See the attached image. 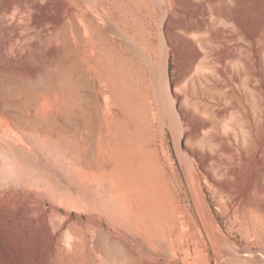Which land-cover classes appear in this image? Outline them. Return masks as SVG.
<instances>
[{
  "label": "rangeland",
  "instance_id": "obj_1",
  "mask_svg": "<svg viewBox=\"0 0 264 264\" xmlns=\"http://www.w3.org/2000/svg\"><path fill=\"white\" fill-rule=\"evenodd\" d=\"M10 1L0 0V78L5 81L0 79V143L11 148L10 139L24 146L19 149L27 154L13 146L10 152L30 154L31 159L0 155V264H53L51 246L59 251L61 264L69 259L127 264L121 259L122 244L136 253L137 264H264V0L196 5L202 9V25L188 39L177 28L183 19L177 7L190 5L185 0H162L163 5L160 0H36L22 10ZM90 7H99L112 28L93 17ZM165 9L171 18L162 30ZM74 13L85 14L86 25L92 21L97 43L88 47L92 56L83 58L74 51ZM187 40L196 42L199 55ZM48 49L54 52L48 54ZM41 63L56 88L45 93L33 88V101L24 93L17 95L8 76L34 78L37 68H44ZM88 64L92 69L87 80ZM53 66L59 67L56 73ZM63 71L75 85L59 87L56 75ZM107 81L133 119L128 120L120 106L105 102L108 93L100 82ZM160 85L168 89L170 106L177 91L184 106L196 107L217 137L232 143L238 174L226 180L232 198L195 170L201 183L193 181V193L204 225L180 170L183 164L190 171L183 161L180 126L174 120L173 135L162 126L160 90L155 92ZM75 88L97 99L108 114L92 113L89 130L83 129L91 144V166L84 170L99 177V184L76 171ZM85 104L88 110L90 104ZM18 118L28 119L18 125Z\"/></svg>",
  "mask_w": 264,
  "mask_h": 264
},
{
  "label": "bare ground",
  "instance_id": "obj_2",
  "mask_svg": "<svg viewBox=\"0 0 264 264\" xmlns=\"http://www.w3.org/2000/svg\"><path fill=\"white\" fill-rule=\"evenodd\" d=\"M11 1H16L18 3V8L20 10H22L25 5L28 3V2H31V4H33L36 0H11ZM10 1V3H11ZM81 1V0H79ZM176 1V0H175ZM186 2H188L190 5L185 8V10L183 9H178L177 7V10L178 13H180L182 16H183V19L180 21L179 23V26L177 28H179L181 31H182V34L185 36V39H188V34H191L194 30H196L197 28H199L201 25H202V21L200 19V15H201V12H202V9H200V6L199 8L196 7V5H200L202 4L203 2L207 1V2H212V1H215V0H185ZM231 2L233 0H230ZM15 2V3H16ZM161 4L163 5L164 4V1L160 0ZM177 4V2H176ZM38 5V4H37ZM34 7V6H33ZM32 8V7H31ZM161 8V7H160ZM89 11L92 13V16L95 17V18H98L102 25L104 26H107L108 29H110V25H112L111 21L108 19V17L106 16L105 13L102 12V10L97 7V9L95 8H88ZM264 11V10H263ZM259 12V11H257ZM243 13V12H242ZM61 14V13H60ZM85 14H82V13H74L72 14V17H73V20H74V23L76 22L77 24L75 25V36H76V39L74 40L73 39V44H74V51L76 54H79V55H83L82 57L85 58L84 56H92V52L91 54L89 53L88 51V47L90 48H93L95 46V43L93 41L94 39V36H93V25H92V21L89 22V25H86L84 22H86V20L83 18ZM171 14H167V11L166 9L164 10V16L162 17V30H163V23L166 24L168 21H170V16ZM59 16V15H58ZM71 16V15H70ZM65 17V16H64ZM250 18V16H248ZM247 18V16H246ZM248 18V19H249ZM87 19V18H86ZM247 19V20H248ZM97 20V19H96ZM245 21V22H248V21ZM37 21V20H36ZM244 21V20H243ZM65 22V21H64ZM243 22V23H245ZM38 23V21H37ZM37 23H34V25L38 27V24ZM250 23V22H249ZM101 25V26H102ZM247 25V24H246ZM249 25V24H248ZM53 26V25H52ZM17 26L15 25L14 28H16ZM104 28V27H103ZM112 28V27H111ZM246 28V27H245ZM65 29V28H64ZM106 29V28H105ZM172 28L170 27V25H167V30H171ZM1 31V30H0ZM66 31V30H65ZM62 32H64V30L62 29ZM111 32V31H110ZM109 32V33H110ZM56 33V32H55ZM67 33V32H66ZM8 34V33H7ZM57 34V33H56ZM64 34V33H63ZM163 34V33H162ZM161 34V35H162ZM66 34H64L65 36ZM112 35V34H111ZM58 36V34L56 35ZM193 36L195 37V34L193 33ZM35 37V36H34ZM118 37V36H116ZM58 38V37H57ZM35 39V38H33ZM47 39V38H46ZM64 39V37H63ZM19 40V39H18ZM17 40V41H18ZM51 40V39H50ZM54 40V39H53ZM62 40V39H61ZM239 40V39H238ZM52 41V40H51ZM189 41V40H187ZM63 42V41H62ZM69 42V41H68ZM49 43V42H48ZM54 43H56L54 41ZM189 43L194 46L195 45V41H189ZM46 44V43H45ZM97 44V43H96ZM189 46V45H188ZM195 47V46H194ZM51 48V47H50ZM59 48V46H58ZM57 48V49H58ZM57 49H56V52H57ZM64 50V49H63ZM70 51V50H69ZM231 51V50H230ZM52 52H54V49H48L47 53L48 54H51ZM68 52V51H67ZM194 53L195 55H199V51L198 49L195 47L194 48ZM56 55V53H55ZM194 55V56H195ZM58 56V55H57ZM46 57V56H44ZM48 57V56H47ZM59 57V56H58ZM196 57V56H195ZM7 58V57H6ZM83 58H81L82 60H84ZM31 59V58H30ZM44 59V58H43ZM53 59V58H52ZM59 59V58H57ZM48 60V59H47ZM46 60V61H47ZM58 61V60H57ZM42 62V61H41ZM36 63V62H35ZM43 63V62H42ZM41 63V64H42ZM44 64V63H43ZM42 64V65H43ZM74 64V63H73ZM236 64V63H235ZM13 65V64H12ZM41 65V66H42ZM37 67V66H36ZM43 67L45 68L46 66L43 65ZM40 69V68H37V73L35 74L34 78H26L25 80L22 79L19 76H15V75H9L8 76V79L14 87L15 89H17V95L20 94V93H24L25 94V97L29 100V99H33V95H31V91L33 88H37L39 91L41 90L42 93L44 92L45 93V90H47L46 92H48V90L50 89L51 91V88H56L55 84H53V80L50 78L49 74H48V68L46 67V69ZM57 69L59 68L58 66L57 67H54L53 66V69ZM77 68V67H76ZM56 69H55V73H56ZM92 69V66H89L86 65V73H87V80L89 79V75H90V71ZM163 70V68H162ZM8 72H11V71H8ZM152 72V70H151ZM4 73V72H3ZM25 73V72H23ZM22 73V74H23ZM31 73V72H30ZM54 73V74H55ZM60 73V72H59ZM11 74V73H10ZM21 74V75H22ZM98 75V74H97ZM69 76V75H68ZM67 76V71H63L61 72L60 74H57L56 75V80L59 82V87H60V84L63 83L65 86V88H69L74 82H76V78L73 80L74 82H72ZM161 81H162V84L165 83V77H164V73L163 71L161 72ZM0 77H1V73H0ZM7 77V76H6ZM25 77V76H24ZM97 77V76H96ZM1 80L3 79L0 78ZM5 79V80H6ZM85 79V78H84ZM6 80V81H7ZM86 80V79H85ZM4 81V79H3ZM5 82V81H4ZM160 82V81H159ZM84 83V82H83ZM83 83H81L82 87H83ZM79 84V83H78ZM100 86L101 88H105V91L108 93V95H106V97L104 98L105 99V102L108 103V106H120V110H121V113L128 119V120H131L133 119V113H131L130 110L124 108V106H122L120 103H119V99H118V96L117 94L119 93H116L115 89L113 88V86L111 85V83H109V81L107 82H100ZM57 85V84H56ZM75 85V83H74ZM62 86V85H61ZM78 86V85H77ZM76 86V87H77ZM86 86V85H85ZM165 86V85H164ZM11 87V86H10ZM8 87V88H10ZM57 88H58V85H57ZM14 89V88H12ZM36 89V90H37ZM89 89V88H88ZM37 90V91H38ZM56 90V89H55ZM60 90V89H58ZM160 90V91H159ZM156 91H159L157 92L158 94V97L159 100L161 101V104H162V109L163 111L160 113L161 115V120H162V126H164L169 132L174 133V120L177 121L178 125L180 126V136H181V139H182V151H183V161L185 162V164L187 166L190 167V171H189V175H190V178L192 180V182H196L197 184L198 183H201V178H197L198 174L197 172H195L196 169H199L200 170V174L202 173V176L205 180H210L212 181L214 184H216L217 187H214L216 188L219 192H221L222 194H224V192H227V197L229 198H232L233 195H234V192L231 190V186L229 183L226 182L227 179L229 178H234L236 179L238 174L235 170V157H234V154L232 153V143L230 141H225V139H221L220 137H217V135L214 133V127L212 126V124H210L208 121H205L203 119L200 118V115H199V111L197 110L196 107H191L188 105V103L185 102V106L183 105L182 103V98L180 97L179 93H177V91L174 92L173 94V108H172V105L170 106L169 104V97H168V89L167 88H163V85L161 87H158L156 86ZM174 91V90H173ZM15 92V91H14ZM71 93V92H70ZM24 94H21V95H24ZM73 95L74 98L71 97V99H75V102H76V107H75V112H74V121L75 122H72V124L74 123L75 124V134L73 135L75 137V143L74 144V161H75V164H76V171L78 174H83L84 176L87 177V179L89 177H92L93 180L95 181L96 184H99V177H97L96 175H93V173L91 174L90 172H85V168H90L91 166V162H90V159H89V154H90V149H91V144H90V141H88V139H84V134H83V129H88V127L90 128V125L92 124L91 121H92V113H96L97 117H98V112H102L104 115H108L106 114V110L102 109L100 107V105L97 103V99H94L93 96H88L86 97L85 94L81 93L80 89L79 88H75V90L73 91V93H71ZM35 95V94H34ZM49 95V94H48ZM57 97V96H56ZM252 97V96H251ZM47 99V98H46ZM55 99V98H54ZM30 100V101H31ZM32 100V101H33ZM37 100V98H36ZM26 101H23V103L26 104ZM68 100H66L67 102ZM39 102V101H38ZM55 102V101H54ZM157 102V100H156ZM22 103V102H21ZM22 103V104H23ZM30 103V102H29ZM34 103H36L34 101ZM69 103V102H68ZM72 103V102H71ZM83 103H88L90 105H88V110H85L84 107H83ZM253 103V102H252ZM24 104V105H25ZM28 104V103H27ZM26 104V105H27ZM32 104V102H31ZM52 104V103H51ZM85 104V106H86ZM255 104V103H254ZM9 105V104H8ZM22 105V106H24ZM67 105V104H65ZM71 105V104H70ZM7 106V105H6ZM10 106V105H9ZM19 106V105H18ZM45 106V105H44ZM158 106V104H157ZM255 106L257 107V105L255 104ZM253 107L254 109L256 107ZM12 107V105H11ZM17 107V106H16ZM38 107V106H37ZM47 107V106H46ZM71 107V106H70ZM159 107V106H158ZM22 108V107H21ZM36 108V107H35ZM45 108V107H44ZM72 108V107H71ZM39 109V107H38ZM61 109V108H60ZM48 110V109H47ZM70 109L67 108V111H69ZM72 110V109H71ZM256 110V109H255ZM258 110V109H257ZM41 111V110H39ZM38 111V112H39ZM58 111V110H57ZM161 111V110H160ZM159 111V112H160ZM243 111V110H242ZM252 111V110H251ZM259 111V110H258ZM38 112H36L35 116H34V119L36 120L38 115L39 114ZM51 112V111H50ZM62 112V111H61ZM47 112L46 111V116H47ZM69 113V112H68ZM253 113V112H252ZM9 114V113H8ZM52 114V113H51ZM63 114V112H62ZM61 114V115H62ZM67 114V113H66ZM11 115V114H10ZM45 115V114H43ZM50 115V114H48ZM70 115V114H69ZM13 116V114L11 115ZM10 116V118H11ZM20 116V115H18ZM42 116V115H41ZM63 116V115H62ZM66 116V115H65ZM71 116V115H70ZM235 116H238V115H235ZM15 117V115H14ZM13 117V118H14ZM28 117V116H26ZM40 117V116H39ZM38 117V118H39ZM96 117V116H95ZM253 117H254V114H253ZM259 117V116H258ZM23 118V116H22ZM19 119L17 121L18 125H19V122L20 121H25L26 119ZM43 118V117H42ZM45 119V118H43ZM43 119H39V121L43 120ZM50 119V118H49ZM65 119V117H64ZM99 119V118H98ZM257 119V118H256ZM10 120V119H9ZM30 120V119H29ZM29 120H27L29 122ZM34 120V121H35ZM160 120V122H161ZM254 120V119H253ZM37 121V120H36ZM35 121V122H36ZM49 121V120H48ZM69 121V120H68ZM67 121V122H68ZM97 121V120H95ZM258 121V120H257ZM26 122V121H25ZM32 122V120H31ZM34 122V123H35ZM43 122V121H42ZM98 122V121H97ZM21 123V122H20ZM33 123V124H34ZM69 123V122H68ZM90 123V125H89ZM99 123V122H98ZM27 124V123H25ZM32 124V123H30ZM32 124V125H33ZM36 124L35 123V128H36ZM40 124V123H39ZM220 124H221V121H220ZM28 125V124H27ZM134 125L137 126V123L136 121H134ZM15 126V125H14ZM34 126V125H33ZM32 126V127H33ZM59 126V125H58ZM49 127V126H48ZM60 127V126H59ZM151 127V126H149ZM17 128V127H16ZM62 128V127H61ZM19 129V128H18ZM89 130V129H88ZM86 130V133L87 131ZM94 130V129H93ZM257 130V129H256ZM96 131V130H94ZM93 131V132H94ZM233 132V130H232ZM24 134V133H23ZM88 134V133H87ZM87 134L85 135V137L87 136ZM88 137V136H87ZM74 139V138H73ZM30 140V139H29ZM49 140V139H48ZM46 140V141H48ZM92 140V139H91ZM6 141V140H5ZM32 141V140H31ZM9 142H11V146L10 144H8ZM5 142L6 144L9 145V147L13 148L14 147L17 149H19L18 145L16 146V143L12 144V141H10V139ZM43 142V140H42ZM56 142V141H55ZM54 142V144H55ZM236 142V141H235ZM243 142V141H242ZM4 143V144H5ZM26 143H28L26 141ZM31 143V142H30ZM37 143V142H36ZM48 143V142H47ZM0 155L3 157V156H7L9 155H12L11 153H14L15 152H10L12 150H10L11 148H8L7 146L5 145H2V143H0ZM32 144V143H31ZM63 144V143H61ZM93 144V143H92ZM243 144V143H242ZM241 144V145H242ZM30 145V144H29ZM67 145V144H66ZM46 145H44L45 147ZM53 146V145H52ZM51 146V147H52ZM59 146V145H58ZM65 146V145H63ZM195 146H199L201 147L200 149L203 151L202 153H199L198 151H196L193 147ZM243 146V145H242ZM37 147V146H36ZM62 147V145L60 146ZM24 149V146L23 147H20V149ZM55 148V147H53ZM260 148V147H259ZM17 149H14L15 151H18V152H22V150H17ZM27 149V148H25ZM36 149V148H35ZM44 149V148H43ZM70 149V150H71ZM56 150V149H55ZM59 151H60V148H59ZM9 152V153H8ZM16 152V153H18ZM27 152H30L29 149ZM54 152V151H53ZM64 152V151H63ZM71 152V151H70ZM26 153V152H25ZM23 153V155L25 154ZM50 153V152H49ZM13 154V156H14ZM27 154V153H26ZM37 154V153H36ZM39 154V152H38ZM253 154V152H252ZM20 155V154H18ZM30 154L25 155L27 158H29ZM259 155V154H258ZM25 156H21L20 157H25ZM37 156V155H36ZM243 156V161H244V164L246 165L247 162H248V159L246 157V155H242ZM6 157V158H7ZM11 158H14L12 156H9ZM15 157H19L17 156V154H15ZM19 157V158H20ZM40 158L41 155L39 156ZM52 157V156H51ZM87 157V158H86ZM249 157V156H248ZM35 158V157H34ZM55 158V157H54ZM256 158V157H255ZM10 159V158H9ZM21 159V158H20ZM25 159V158H24ZM31 159V157L29 158V160ZM37 159V158H36ZM12 160V159H11ZM10 160V161H11ZM28 160V161H29ZM39 160V159H37ZM36 160V162H37ZM53 160V159H52ZM92 160V159H91ZM22 161V160H20ZM27 160L24 162V163H27L28 162ZM50 161V160H49ZM5 163V162H4ZM3 163V164H4ZM23 163V164H24ZM34 163V162H33ZM38 163V162H37ZM40 164V162H39ZM38 164V167H40ZM50 164V163H49ZM37 165V164H36ZM43 165V164H41ZM257 165V164H256ZM4 166V165H3ZM6 166V165H5ZM4 166V167H5ZM44 167V166H42ZM41 167V168H42ZM257 167V166H256ZM99 168V167H98ZM97 168V169H98ZM250 168V167H249ZM240 169V168H239ZM260 169V168H258ZM37 170V169H36ZM101 170V168H100ZM57 172V171H56ZM59 174V173H58ZM57 176V175H56ZM85 179V178H84ZM264 180V179H263ZM193 182V184H194ZM105 183V181H104ZM61 184V183H60ZM108 185V183H106ZM104 186V185H103ZM102 186V187H103ZM107 188V186H106ZM37 190V189H36ZM98 190V189H96ZM101 190H104L105 189H101ZM109 190V189H108ZM99 191V190H98ZM196 195V192L195 194ZM249 195V194H248ZM202 197V196H201ZM202 201V200H201ZM199 202V201H198ZM201 206V205H200ZM115 209V208H114ZM32 213V212H31ZM24 215V214H23ZM130 218V217H129ZM132 220V218H131ZM130 220V221H131ZM51 227V226H50ZM50 231V230H49ZM52 231V230H51ZM56 231V229H55ZM53 232V231H52ZM54 233V232H53ZM50 235V234H49ZM62 236V234H61ZM102 236V235H101ZM45 237V236H44ZM107 237V236H106ZM105 240V239H104ZM107 240V239H106ZM76 241V240H75ZM114 241V240H113ZM125 241V240H123ZM50 242V241H49ZM52 242V240H51ZM107 242V241H106ZM105 242V243H106ZM82 243V242H81ZM101 243V242H100ZM104 243V244H105ZM108 243V242H107ZM112 243V242H111ZM126 243V241H125ZM146 244V243H143V245ZM50 245V244H49ZM58 245V244H56ZM75 245V244H74ZM106 245V244H105ZM103 245V246H105ZM128 245V244H127ZM58 247V246H57ZM77 247V246H76ZM114 247V246H113ZM122 249H123V253L121 255V259H123L125 261V263L127 262V264H137L138 263V259L137 257L135 256V252L132 251L129 248H125L124 245L122 244L121 245ZM50 249V248H49ZM83 249V248H82ZM51 255L50 256L51 258L50 259H53L51 261H53V264H61V259L59 258L58 256V252H56L54 246H51ZM62 250V249H61ZM119 251V250H118ZM117 251V252H118ZM61 252V251H60ZM115 253V252H114ZM83 255V254H82ZM142 256V255H141ZM70 257V256H69ZM150 257V256H149ZM148 257V258H149ZM63 258V257H61ZM77 258V257H76ZM115 258V257H114ZM117 258V257H116ZM147 258V259H148ZM79 259V258H78ZM77 259V260H78ZM80 260V259H79ZM78 260V261H79ZM89 261V260H88ZM119 261V260H118ZM122 261V260H120ZM65 262V261H63ZM87 262V261H86ZM90 262V261H89ZM52 264V263H51ZM67 264H81L79 262H77L75 259H69V263L67 262ZM118 264V263H117ZM120 264V263H119ZM147 264V262H146Z\"/></svg>",
  "mask_w": 264,
  "mask_h": 264
},
{
  "label": "water",
  "instance_id": "obj_3",
  "mask_svg": "<svg viewBox=\"0 0 264 264\" xmlns=\"http://www.w3.org/2000/svg\"><path fill=\"white\" fill-rule=\"evenodd\" d=\"M180 170H181V172H182V176H183V179H184L185 185H186V187H187V189H188V192H189V194H190V196H191V199H192V201H193V203H194V205H195V208H196V210H197V212H198L199 218H200V220H201V222H202V224H203V219H202V217H201V215H200V213H199V208H198V207H199V203H198V201H197V199H196V197H195V195H194V193H193V182H192V180H191V178H190L189 171L184 167L183 164H180ZM201 194H202V199H203L204 206H205V208H206V210H207V212H208V215H209V217H210V220H211L212 223L217 227V226H218V225H217V222H216V220H215V218H214V215H213V213H212V211H211V209H210V206H209V204H208V202H207V200H206V198H205V195H204L203 191H201ZM203 225H204V224H203ZM204 229H205L207 235L209 236V238L211 239V236L209 235V232H208V230L205 228V226H204ZM220 234L223 236V234H222L221 231H220ZM223 237H224V236H223Z\"/></svg>",
  "mask_w": 264,
  "mask_h": 264
}]
</instances>
